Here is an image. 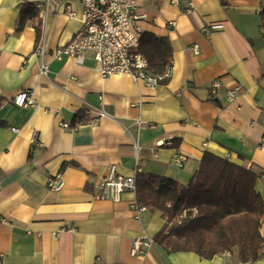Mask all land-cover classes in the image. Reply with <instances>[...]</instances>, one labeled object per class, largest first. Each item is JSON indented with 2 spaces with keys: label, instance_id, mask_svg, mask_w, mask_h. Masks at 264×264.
Listing matches in <instances>:
<instances>
[{
  "label": "crops",
  "instance_id": "crops-1",
  "mask_svg": "<svg viewBox=\"0 0 264 264\" xmlns=\"http://www.w3.org/2000/svg\"><path fill=\"white\" fill-rule=\"evenodd\" d=\"M27 3L39 15L19 29ZM263 6L138 0L144 33L172 46V76L152 87L123 72L103 77L92 52L81 63L55 59L81 28L82 0L46 8L45 0H0V264H264V256L241 262L238 247L207 259L167 253L155 241L133 255V239L154 240L165 217L147 207L139 212L136 191H123L118 201L100 197L113 166L125 177L153 174L185 187L211 152L255 172L264 200ZM42 59L48 76L39 74ZM215 80L222 83L218 94L211 91ZM236 85L241 93L228 101ZM22 91L33 105L15 104ZM100 109L109 115L94 122ZM35 133L40 144L32 142ZM59 175L64 185L50 188Z\"/></svg>",
  "mask_w": 264,
  "mask_h": 264
},
{
  "label": "trees",
  "instance_id": "trees-1",
  "mask_svg": "<svg viewBox=\"0 0 264 264\" xmlns=\"http://www.w3.org/2000/svg\"><path fill=\"white\" fill-rule=\"evenodd\" d=\"M261 14L264 19V6ZM38 15V9L27 3L19 29L27 16ZM139 49L155 74H162L172 61L167 38L144 33ZM257 177L244 166L205 152L198 171L185 187L153 174L138 173L136 197L138 204L160 210L165 217L166 223L154 241L167 253L192 251L211 259L238 247L241 262H254L264 256V200L255 188ZM155 179L162 183L155 184Z\"/></svg>",
  "mask_w": 264,
  "mask_h": 264
},
{
  "label": "built area",
  "instance_id": "built-area-1",
  "mask_svg": "<svg viewBox=\"0 0 264 264\" xmlns=\"http://www.w3.org/2000/svg\"><path fill=\"white\" fill-rule=\"evenodd\" d=\"M57 0H45V8L51 2ZM177 3V0H171ZM83 13L82 25L76 32L70 42L58 48L54 52L55 59H61L64 56H72L77 63L84 60L87 52H92L98 63L99 71L103 77L113 73H127L134 80H141L147 85L156 87L161 82L169 79L173 73V63L171 62L162 74H155L149 69V64L140 51L141 38L144 34L142 26L138 20L143 17L138 13V0H82ZM39 6H42L39 4ZM71 16L75 15L70 11ZM193 50L196 54L200 48L198 44H194ZM41 57L45 54L43 43H40L36 50ZM50 71L49 65L42 59L39 66V74L48 76ZM222 83L215 80L211 83V91L218 94L221 90ZM242 87L236 85L226 92L228 101L235 100L241 93ZM35 103L29 91H22L15 97V104L18 106L33 105ZM91 109H86V113H90ZM93 118L94 122L100 121L106 115H109L104 109L96 112ZM142 121L139 120V124ZM68 126V124H64ZM15 132L17 128H13ZM33 143H39L37 133L32 139ZM183 155L175 158L177 165H182ZM264 178V170L260 173ZM48 185L52 189H60L64 182L61 176L49 179ZM102 190L100 197L109 198L114 201L121 199V194L125 190L136 191V175L122 176L117 174L115 166L111 168L110 173L104 178L100 184ZM135 208L140 212L145 209L135 203ZM154 243L152 238L148 236L136 237L133 239L131 254L136 255L144 252L145 248Z\"/></svg>",
  "mask_w": 264,
  "mask_h": 264
}]
</instances>
